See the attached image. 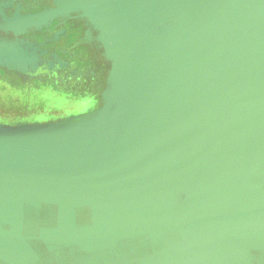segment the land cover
<instances>
[{
    "label": "water",
    "instance_id": "95a60500",
    "mask_svg": "<svg viewBox=\"0 0 264 264\" xmlns=\"http://www.w3.org/2000/svg\"><path fill=\"white\" fill-rule=\"evenodd\" d=\"M80 5L105 30L103 105L78 120L0 124V261L264 254V0Z\"/></svg>",
    "mask_w": 264,
    "mask_h": 264
},
{
    "label": "flooded vegetation",
    "instance_id": "af4514ba",
    "mask_svg": "<svg viewBox=\"0 0 264 264\" xmlns=\"http://www.w3.org/2000/svg\"><path fill=\"white\" fill-rule=\"evenodd\" d=\"M52 6V0H32V2H25L19 12L22 15L27 13L35 14ZM3 28L0 25V31ZM24 28L29 29V26ZM39 29V24H34L32 31L27 34V37L31 41L36 42L42 49L46 48L48 53L36 55L30 64L35 65L36 60L39 59L40 61L44 60V63L52 60L59 72L49 73L45 69L37 73L40 77H44L40 79L36 75L32 77L31 72H18L12 69L4 71L0 67V75L6 80L9 79L10 82L15 83L16 88L14 90L16 89V92L19 90L21 93L31 92L36 97L34 98L32 109H28L27 112L9 119L0 116V119L16 122L31 120L38 117L41 118L47 113H54L55 111L57 113V108L59 107L74 108L77 105H86L87 102L94 99L101 88L104 81V72L106 71L104 63L98 50L93 51L84 44L80 37L81 27L71 26V22L66 21L48 30L40 31ZM44 41L45 45H42L41 43ZM53 52L58 56H54ZM41 94L45 95V99L42 101L43 106H38L37 108L35 103H37L38 99H40L39 102L41 103ZM256 233L258 238H264L263 224L256 226ZM239 262L240 264H264V254L259 253L256 257L247 255L242 260L240 259ZM0 264H3L2 261H0ZM65 264L70 263L66 261ZM88 264L100 263L89 261Z\"/></svg>",
    "mask_w": 264,
    "mask_h": 264
},
{
    "label": "rangeland",
    "instance_id": "374dc122",
    "mask_svg": "<svg viewBox=\"0 0 264 264\" xmlns=\"http://www.w3.org/2000/svg\"><path fill=\"white\" fill-rule=\"evenodd\" d=\"M32 2V0H0V25L4 27L0 31V58L6 53L15 54L16 52L21 56L27 57V59H33L36 55L46 54L48 50L42 49L36 42L31 41L27 36L32 31L34 24H39L40 31L48 30L56 27L57 24L69 21L71 26H78L82 28L81 38L87 46L93 51H99L102 62L104 63L105 70L109 69L110 64L105 60L103 55V46L101 47V38L103 37L105 30L101 29L98 24H94L91 20H87L82 17L83 11L80 5L81 0H52L53 6L45 8L43 11L35 14H21L19 11L25 2ZM30 6V5H28ZM119 23V21H116ZM28 24V25H27ZM27 25V26H22ZM24 28V27H28ZM38 30V31H39ZM119 30V29H118ZM120 33L118 32V36ZM42 36V34H40ZM46 41V40H45ZM45 41L42 45H45ZM9 54V56H10ZM54 56H58L53 52ZM28 64V63H25ZM46 64V70H48V61ZM12 70L18 71V67L8 64ZM31 66V64H30ZM7 71V69H4ZM22 72V71H21ZM15 83L10 82L9 79H5L0 75V116L3 118H11L27 112L28 109H32L34 105L35 95L33 93H21L19 90L16 92ZM32 90V89H29ZM41 96L37 100L35 106H43L42 101L45 99V95ZM49 111V110H47ZM53 113V112H51ZM50 115V113H47ZM7 122L15 123L16 121ZM192 172L189 170L188 175ZM186 177H190L191 175ZM46 252L41 251L39 253L40 258H44Z\"/></svg>",
    "mask_w": 264,
    "mask_h": 264
},
{
    "label": "crops",
    "instance_id": "0c3cea01",
    "mask_svg": "<svg viewBox=\"0 0 264 264\" xmlns=\"http://www.w3.org/2000/svg\"><path fill=\"white\" fill-rule=\"evenodd\" d=\"M4 57V56H2ZM0 58V67L4 68V69H12L11 66L8 65V60L4 59V58ZM6 60V61H5ZM33 62V60H30V62L28 63V65H26V67L28 68L26 69H22L20 67H18L19 72H31L32 77L33 76H39L40 71H44L46 68V64L44 63V60H36V64L31 65V67L29 66L30 63ZM47 71V70H46ZM59 72V69L56 67L55 63L52 60H48V71L49 73L52 72ZM104 81L101 85V88L99 89V92L97 93V95L94 97V99L90 102H87L86 105H77L74 108H70V107H63V108H57V113H50V115L46 116L44 115L41 118H34V119H29V120H22V121H17L15 123H10L7 122L4 119H0V124H4V125H19L22 123H40V124H50V123H54V122H66V121H72V120H78L84 117L89 116L90 114H92L95 110L99 109L102 105H103V101H104V93L106 92L107 88H108V84H109V76H110V71L109 69H107L104 72ZM40 79H43L44 77H38ZM95 108V109H94Z\"/></svg>",
    "mask_w": 264,
    "mask_h": 264
},
{
    "label": "bare ground",
    "instance_id": "6f19581e",
    "mask_svg": "<svg viewBox=\"0 0 264 264\" xmlns=\"http://www.w3.org/2000/svg\"><path fill=\"white\" fill-rule=\"evenodd\" d=\"M94 109H95V108H94ZM189 170H190V169H186V170H185V176H187V175H188V172H189ZM192 174H194V171H193V170H192V172H190V174H189V175H191V176H192ZM195 174H196V171H195ZM195 174H194V175H195ZM189 175H188V176H189ZM191 176H190V177H191ZM186 178H187V177H186Z\"/></svg>",
    "mask_w": 264,
    "mask_h": 264
}]
</instances>
